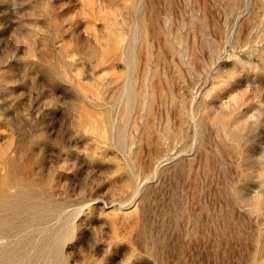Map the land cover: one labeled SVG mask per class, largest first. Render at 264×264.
<instances>
[{
  "label": "rangeland",
  "instance_id": "1",
  "mask_svg": "<svg viewBox=\"0 0 264 264\" xmlns=\"http://www.w3.org/2000/svg\"><path fill=\"white\" fill-rule=\"evenodd\" d=\"M2 152L0 264H264V0H0Z\"/></svg>",
  "mask_w": 264,
  "mask_h": 264
},
{
  "label": "bare ground",
  "instance_id": "2",
  "mask_svg": "<svg viewBox=\"0 0 264 264\" xmlns=\"http://www.w3.org/2000/svg\"><path fill=\"white\" fill-rule=\"evenodd\" d=\"M5 153H10V152L6 150ZM5 153L2 152L1 153L2 155L0 157V195L5 197V200L0 201V205L3 208H11L13 204V199L15 198L16 195L15 192L16 186H18L22 182H23L22 185H25V184L33 183V181H31L30 179L29 180L24 179V177H23L24 180L15 181V172L12 165L13 161L11 158H8L7 156L8 154L5 155ZM14 160L16 161L15 158ZM14 167H16V165H14ZM4 173L6 174L4 175ZM4 233H5L4 229L0 228V236H4L5 235Z\"/></svg>",
  "mask_w": 264,
  "mask_h": 264
}]
</instances>
